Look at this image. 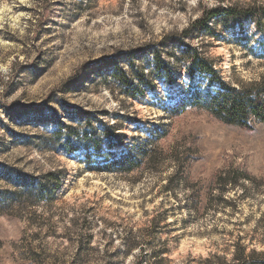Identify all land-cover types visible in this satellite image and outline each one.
<instances>
[{
  "label": "rangeland",
  "instance_id": "obj_1",
  "mask_svg": "<svg viewBox=\"0 0 264 264\" xmlns=\"http://www.w3.org/2000/svg\"><path fill=\"white\" fill-rule=\"evenodd\" d=\"M253 4L264 0H0V198L8 201L0 264H200L229 261L236 246L264 254V125L243 130L191 109L170 117L190 93L209 89L184 69L173 85L157 81L136 98L96 73L103 59L120 62L215 6ZM220 35L207 52L222 80L264 79V61L249 53L255 40ZM39 111L67 124L76 111L100 116L121 129L126 148L156 130L167 135L136 172H90L82 151L39 149L36 137L55 126L39 123ZM177 166L182 176L170 181ZM7 170L43 188L7 200L3 192L15 191ZM220 171L252 181L223 190Z\"/></svg>",
  "mask_w": 264,
  "mask_h": 264
},
{
  "label": "trees",
  "instance_id": "obj_2",
  "mask_svg": "<svg viewBox=\"0 0 264 264\" xmlns=\"http://www.w3.org/2000/svg\"><path fill=\"white\" fill-rule=\"evenodd\" d=\"M250 28V39L246 33ZM221 33L243 38L246 42L255 40V47L249 53L256 59L264 61V6H215L204 11L181 31L164 34L157 43L145 44L128 51L120 60L103 59L97 73L101 82L125 98L141 96L147 89H152L157 81L173 85L177 81V72L184 69L191 77L200 78L209 86L206 93H190L184 102L169 111L170 117L182 114L186 109L203 111L214 120L224 125L243 130L253 129L255 125H264V79L259 82L232 85L220 77L214 61L209 58L207 48L212 41L220 39ZM119 59V58H118ZM43 108V107H41ZM52 110V109H50ZM36 113L39 123L51 122L54 127L48 136H37L39 149L67 153L82 151L86 169L90 172H107L113 174H131L138 171L145 162L152 159L155 145L164 139L167 130H156L150 138L132 145H127L118 133V126L103 122V118L85 111H76L70 116V124L63 123L54 111L49 114ZM106 145L109 149L102 152ZM122 148L113 151L112 148ZM153 149V150H151ZM188 157V156H187ZM169 178L178 181L181 177L177 166ZM11 176L14 192H3L7 200L22 201L41 191L25 173L7 170ZM220 171L215 177L219 188L225 184L235 188L239 180L252 181L247 175L226 174ZM52 177V174L49 175ZM184 178H179L181 183ZM8 201L0 198V203ZM194 209L197 207L193 204ZM200 264H264V254L236 246L231 260L220 256H209Z\"/></svg>",
  "mask_w": 264,
  "mask_h": 264
}]
</instances>
